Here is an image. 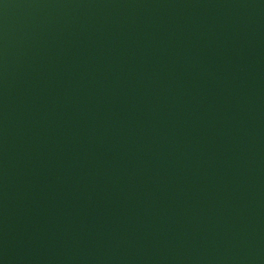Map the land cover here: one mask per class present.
<instances>
[{"label": "water", "instance_id": "1", "mask_svg": "<svg viewBox=\"0 0 264 264\" xmlns=\"http://www.w3.org/2000/svg\"><path fill=\"white\" fill-rule=\"evenodd\" d=\"M0 264H264V0H0Z\"/></svg>", "mask_w": 264, "mask_h": 264}]
</instances>
